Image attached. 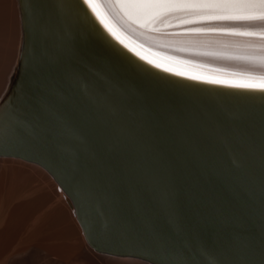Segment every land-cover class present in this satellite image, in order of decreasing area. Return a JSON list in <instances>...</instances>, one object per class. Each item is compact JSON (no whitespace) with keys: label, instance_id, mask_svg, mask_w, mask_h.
<instances>
[{"label":"water","instance_id":"obj_1","mask_svg":"<svg viewBox=\"0 0 264 264\" xmlns=\"http://www.w3.org/2000/svg\"><path fill=\"white\" fill-rule=\"evenodd\" d=\"M0 156L45 169L94 250L264 264V88L162 69L84 0H17Z\"/></svg>","mask_w":264,"mask_h":264},{"label":"bare ground","instance_id":"obj_2","mask_svg":"<svg viewBox=\"0 0 264 264\" xmlns=\"http://www.w3.org/2000/svg\"><path fill=\"white\" fill-rule=\"evenodd\" d=\"M84 1L110 35L153 65L264 88V0ZM21 38L18 1L0 0V98ZM76 220L50 174L0 156V264H149L94 250Z\"/></svg>","mask_w":264,"mask_h":264},{"label":"rangeland","instance_id":"obj_3","mask_svg":"<svg viewBox=\"0 0 264 264\" xmlns=\"http://www.w3.org/2000/svg\"><path fill=\"white\" fill-rule=\"evenodd\" d=\"M238 19H245V20H251V19H260V18H238ZM159 26V25H158ZM160 26H162V25H160ZM159 26V27H160ZM17 59H18V57H17ZM17 59H16V63H17ZM15 66H16V64H15ZM15 70V69H14ZM14 70H13V73H14ZM13 73L11 74V77H12V75H13ZM9 84V83H8ZM7 89V88H6ZM6 91V90H5ZM1 99V98H0ZM5 157V156H4ZM7 157V156H6ZM20 159V158H19ZM21 160H23V159H21ZM23 161H25V160H23ZM27 162V161H26ZM31 163V162H30ZM33 164H35V163H33ZM37 165V164H36ZM37 166H39V165H37ZM40 168H42L41 166H39ZM43 169V168H42ZM45 170V169H44ZM46 171V170H45ZM47 172V171H46ZM48 173V172H47ZM49 174V173H48ZM51 176V175H50ZM51 178H52V176H51ZM53 179V178H52ZM53 181L55 182V180L53 179ZM55 184H57L56 182H55ZM57 187H58V189L62 192V194L66 197V199H67V204H68V206H69V208L73 211V214H74V210H73V207L71 206V204L69 203V200H68V198H67V196L65 195V193L63 192V190L58 186V184H57ZM74 217H75V214H74ZM76 218V217H75ZM76 222L78 223V221L76 220ZM79 224V223H78ZM81 228V227H80ZM84 236V235H83ZM84 239H85V237H84ZM92 248V247H91ZM114 256V255H113ZM119 257H129V256H119ZM131 258H135V257H131ZM135 259H138V260H141V261H145V260H143V259H140V258H135ZM145 262H148V261H145ZM149 264H152V263H150V262H148Z\"/></svg>","mask_w":264,"mask_h":264}]
</instances>
